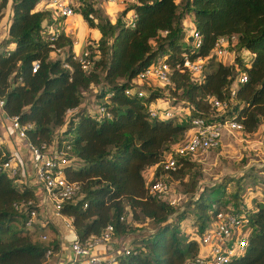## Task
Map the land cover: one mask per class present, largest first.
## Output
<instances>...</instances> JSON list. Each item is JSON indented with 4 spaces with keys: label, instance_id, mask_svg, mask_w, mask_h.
I'll list each match as a JSON object with an SVG mask.
<instances>
[{
    "label": "trees",
    "instance_id": "trees-1",
    "mask_svg": "<svg viewBox=\"0 0 264 264\" xmlns=\"http://www.w3.org/2000/svg\"><path fill=\"white\" fill-rule=\"evenodd\" d=\"M6 8L7 37L0 41L3 110L31 126L26 133L32 143L50 142L57 134L71 144L76 165L67 175L79 182L81 197L63 212L73 217L79 239L97 236L107 225L119 239L141 230V220L150 221L152 233L126 241L130 251L121 257L123 264H195L200 244L182 222L192 216L200 235L226 205V181L201 189L180 207L148 193L145 171L172 152L195 117L209 122L234 118L247 133L264 122V0H135L124 11L136 15L133 26L121 18L95 16L97 10L87 5L80 13L100 35L86 45L87 70L65 30L66 18L49 7V0H0V20ZM191 29L200 37L198 48ZM220 37L233 55L228 64L212 53ZM184 56L207 58L202 80L194 81L183 69ZM158 60L170 68L167 92L141 86L144 97L137 91L126 95L134 86L131 80ZM243 71L248 79L237 83L232 97L231 87ZM94 85L100 87L95 97L103 115L82 105L85 91ZM160 98L186 108L185 118L179 121L176 111L169 118L151 117L149 105ZM213 99L227 104L224 113L219 114ZM174 156L176 170L159 165L154 179L191 175L195 155ZM8 158L0 147V264H47L46 251L59 248L57 233L53 226L25 227L32 208L25 204L35 195L3 170ZM239 192L237 183L229 200L237 214H244L249 235L245 252L227 264H264V202L246 205Z\"/></svg>",
    "mask_w": 264,
    "mask_h": 264
},
{
    "label": "built area",
    "instance_id": "built-area-1",
    "mask_svg": "<svg viewBox=\"0 0 264 264\" xmlns=\"http://www.w3.org/2000/svg\"><path fill=\"white\" fill-rule=\"evenodd\" d=\"M120 0H109L110 3L117 4ZM49 6L57 14L69 18L73 16V6L70 0H49ZM136 15L129 17L127 24L133 26ZM190 34L194 38V47L200 45L198 33L191 29ZM227 47V40L224 37L217 39L213 54L222 55ZM89 52L86 50L78 57L84 69H89ZM207 58L196 57L190 60L184 56V70H187L194 81L203 79L204 65ZM38 63L33 64L32 70L35 71ZM170 75L169 65L164 60H158L150 64L143 71L139 72L132 80L133 88L125 90L126 95H131L137 91V96L142 98L145 91L141 90V85L146 81L155 80L162 85L168 84ZM248 79L246 72H241L237 80L231 87L232 97L238 82H246ZM213 106L222 114L225 112L227 104L225 102L212 100ZM4 100L0 98V110H3ZM177 106H156L153 103L149 105L148 111L151 117L169 118L178 112ZM98 114H105L104 107L98 106L95 110ZM3 112H5L3 110ZM7 115V114H6ZM10 121L12 129L15 131V139L24 142L30 152V159L27 163L29 175L25 173L20 178L18 167L14 160L8 158L3 163V170L10 176L16 177L19 182L30 186L34 191V198L27 201L25 205L32 206L27 212V218L24 222L26 228L34 231L37 227L53 226L58 237H67L68 244L64 247L59 242V248L56 251L48 249L45 253V262L49 264H123L121 257L129 254V245L122 244L116 252L111 251L113 242L114 228L107 225L99 235H90L84 240H80L74 229L73 217L63 212V208L68 203H75L80 196V184L77 181L68 178V170L76 165V157L71 150V144L60 139L55 134L50 142L41 144L32 143L27 137L26 129L29 124H21L16 116H6ZM188 140L184 144H174L172 152L158 164L148 168L145 171V185L148 193L156 196L158 199L175 204L174 198L167 197L170 191L169 185L162 179H154L155 168L162 165L164 170L175 171L177 160L174 155L188 156L190 154H203L209 149L216 148L224 133H233L242 131V124L234 118H223L215 121H208L204 118L195 117L190 120ZM22 180V181H21ZM86 207V203L83 204ZM61 219L68 231L63 235L55 226L53 218ZM122 220V218H121ZM246 220L231 208H222L217 212L212 222L208 224L197 237L200 244V253L196 256L195 264H227L234 257L240 256L245 252L249 230L245 229ZM42 240L47 239L46 234L40 236ZM97 250V248H101ZM106 248V251H105Z\"/></svg>",
    "mask_w": 264,
    "mask_h": 264
},
{
    "label": "rangeland",
    "instance_id": "rangeland-1",
    "mask_svg": "<svg viewBox=\"0 0 264 264\" xmlns=\"http://www.w3.org/2000/svg\"><path fill=\"white\" fill-rule=\"evenodd\" d=\"M70 1L73 6L74 15L66 18L64 25L72 41L78 42V45L75 47L77 51L76 56L80 57L87 50L86 45L95 43V40L100 36L98 30L88 26L80 13V9L87 5H92L97 10L95 16L108 17L111 21L121 18L123 21L128 22L131 13L127 12L124 14V11L135 0H120L117 4L110 3L109 0ZM8 12L6 8L2 17V28L5 27L7 22ZM95 21L97 22L98 18H95ZM186 28L188 30V26ZM232 58L233 55L226 49L220 56L215 54L216 61L220 60L226 64L230 63ZM211 69L212 67L208 66L206 71L208 72ZM141 86H151L159 89L162 93L167 92V88H164V85L155 80L146 81ZM99 88V86H91L83 95L82 105L87 107L90 112H94L101 102V100L95 97ZM164 100V103L167 102L165 106H169L171 103L170 100L162 98L156 100L154 104L156 106H163ZM177 107L179 109V121H182L185 118L187 109L182 108L180 105H177ZM2 116L5 117V113L3 110H0V119ZM188 137L189 130L176 144H184L188 140ZM195 158L196 161L192 165V173L189 177L182 178V180H174L170 177L165 179L170 188L167 197L174 198L177 206L185 207L188 200L196 195V192H199L203 188L222 183L223 181H226V195L224 196V200L227 202L225 208L234 210V206L229 200L231 199L229 193L236 190L237 183L240 185L239 199L243 200L246 205L252 206L255 202H264V122H261L252 133L245 131L233 132L231 134L224 133L216 148L209 149L203 154H195ZM192 184H194L195 189H192ZM239 215L243 216L244 214L239 213ZM192 219V216H188L182 222V228L190 236L197 238L199 234L196 232ZM53 221L59 231L68 233L61 219L54 217ZM138 224L141 230L135 233H127L124 236H120L119 239L114 236L113 239L116 240V244L121 246L126 241L148 235L154 231V225L150 221L141 220Z\"/></svg>",
    "mask_w": 264,
    "mask_h": 264
},
{
    "label": "crops",
    "instance_id": "crops-1",
    "mask_svg": "<svg viewBox=\"0 0 264 264\" xmlns=\"http://www.w3.org/2000/svg\"><path fill=\"white\" fill-rule=\"evenodd\" d=\"M130 13L131 14L129 16L134 14L132 11ZM7 17L9 19L10 12H8V16ZM8 19H7V22H8ZM7 22L5 24V27L2 28L3 19L0 20V41L7 37V30H6ZM190 26L191 25H189V27ZM76 45H78V42L74 41L73 42V49H74L75 53L77 52L76 48H75ZM164 102L165 101H163V103ZM166 103H164L163 106H165ZM6 116L7 115L5 113V117L2 116L1 119H0V147L4 148L9 153L11 158L14 160V163L18 167L19 177L21 178L24 173L26 175H29L30 171L28 169L27 163L29 162V159H30V152L26 148L24 142L16 141V139H15L16 133L12 129L11 123H10L9 120H7ZM55 226H56V224H55ZM61 233L63 235L67 234V233H63V232H61ZM60 241H61V244L64 247H66V244H68V238L67 237H62V236L59 237V242ZM110 247H111V249H110L111 251L113 250V252L114 251L116 252V250L118 249L119 245L116 244V240H113V242L111 243ZM97 250H101V252L103 251L102 247L101 248H97ZM105 251H106V248H105ZM47 264H49V263H47Z\"/></svg>",
    "mask_w": 264,
    "mask_h": 264
}]
</instances>
